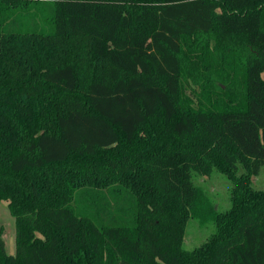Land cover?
Instances as JSON below:
<instances>
[{"label":"trees","instance_id":"trees-1","mask_svg":"<svg viewBox=\"0 0 264 264\" xmlns=\"http://www.w3.org/2000/svg\"><path fill=\"white\" fill-rule=\"evenodd\" d=\"M47 1L51 33L0 40V264H264V0Z\"/></svg>","mask_w":264,"mask_h":264},{"label":"rangeland","instance_id":"rangeland-1","mask_svg":"<svg viewBox=\"0 0 264 264\" xmlns=\"http://www.w3.org/2000/svg\"><path fill=\"white\" fill-rule=\"evenodd\" d=\"M1 18L0 40L3 35L25 33H51V7L47 0L21 1L7 5ZM193 183L206 196L217 211H224L230 206L232 183L223 174L214 170L208 176L195 174ZM251 188L264 193V166L258 175L251 177ZM213 232L211 223L189 220L182 239V247L190 251L200 246ZM0 239L9 254L15 251V220L11 216L6 202L0 203Z\"/></svg>","mask_w":264,"mask_h":264}]
</instances>
